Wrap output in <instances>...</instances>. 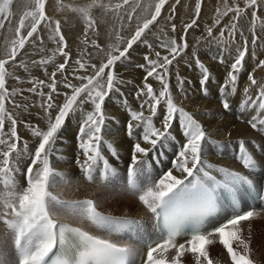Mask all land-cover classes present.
I'll list each match as a JSON object with an SVG mask.
<instances>
[{
	"label": "snow or ice",
	"instance_id": "snow-or-ice-1",
	"mask_svg": "<svg viewBox=\"0 0 264 264\" xmlns=\"http://www.w3.org/2000/svg\"><path fill=\"white\" fill-rule=\"evenodd\" d=\"M55 2L58 12L69 13L83 23L81 43L85 47L77 58L73 60L68 50L61 19L47 13L46 0H26L31 10L19 18L14 38L4 46L3 58H0V225L5 229L0 239H10L13 248L11 253L0 259V264H128L129 257L134 255L135 250L131 246L108 237L128 232L133 226H139V221L104 215L97 210L92 199L65 200L63 193L52 189L57 187L58 180L69 182L70 178L65 173L54 168L53 157L62 159L58 149L60 133L68 117L78 111L82 117L76 135L77 168L88 182H93L97 173L105 183L115 177L116 168L111 160L119 161L120 154L114 142L105 140L104 135L109 121L116 118L109 116L106 104L113 96L123 95L121 85L133 84L131 80L121 79L115 68L118 63L130 59L131 51L138 44L148 49L143 55L144 63L137 65L144 73L134 92L140 110L131 108L127 99L121 102L126 110L127 137L136 141L130 146L127 190L133 195L138 194L140 204L162 223L161 231L164 233L154 246H147L143 264H215L208 249L217 242L226 250L231 264H255L250 247V222L264 214V209L243 210L239 206V194L241 189L250 191L256 187L254 178L264 173V118H261L264 116V82L253 74L257 69L264 70V59H259L256 52L261 40L257 28L264 32V18L258 15L260 0H243V6L238 0H221L211 24L203 26L192 46L189 45L188 34L190 30L201 27L203 0H195L194 14L183 23L178 37L161 28L163 35H157L156 42H149L145 37L151 27L159 23L162 10L170 0H155L154 10H151L153 5H146L142 9V23L137 12L141 8L140 0H117L115 3L91 0L85 4H77L74 0ZM11 3L12 0L0 3V29L9 19ZM180 3L181 0H175L170 5L166 18L172 34L178 31L174 20ZM97 11L102 17L111 16L120 22L118 26L113 25L115 42L106 49L95 38L99 27ZM246 16L250 22V36L240 27V20ZM125 18L129 24L134 18L137 20L134 33L127 39L122 35L127 26ZM225 19L227 23H224ZM45 32L47 40L56 45L55 49H48L51 55L22 59L27 54L26 45L32 47V57L45 53L46 41L42 35ZM201 44L215 45L218 55L212 58L228 66L218 88L219 103L225 112L232 110L248 57L257 61L253 70L247 72L246 86L238 102L242 112L260 113L250 115L246 121L257 133L256 137L237 142L235 160L242 165L239 171L216 166L204 158L210 143L209 134L193 114L176 103L173 95L172 69L185 56L189 57L186 65L192 67L194 64V70L200 73L198 83L202 94L208 95L211 72L200 59ZM232 45L237 46L233 49ZM259 46L264 47V44ZM190 47L193 50L189 54ZM101 53L105 59L99 64L94 63L95 56ZM57 56L62 62H56ZM30 65L43 69L45 78L29 75L24 79L19 72L30 74ZM49 65L53 66L51 72L48 71ZM176 75L177 86L183 91L186 81L179 73ZM150 80L158 82V88H154ZM73 81H79V84ZM24 84L30 86L24 88ZM25 92L38 96L39 102L28 104ZM60 96H63L62 103L57 102ZM17 97H22L23 101H18ZM87 105L91 110L85 112ZM33 108H38L37 115L46 122V128L23 120V114H30ZM157 119L161 127L154 123ZM116 122L119 123L118 120ZM21 124L31 133V145L19 135ZM173 129L179 133V138ZM141 141L150 147L142 146ZM173 143L180 146L174 152L171 168L154 182V187L142 190L138 177H150L148 168L159 159L163 149ZM22 161H28L26 171L20 167ZM173 172L179 173V177ZM213 172L222 179H217ZM20 178H23V184ZM220 189L233 197L232 212L218 226L205 228L203 217L216 207ZM60 212L72 220L86 221L107 236L61 222L58 219ZM187 218H194L196 226L185 234L180 226ZM184 235L187 238L178 243V237ZM0 252L6 253L7 249L0 245Z\"/></svg>",
	"mask_w": 264,
	"mask_h": 264
},
{
	"label": "bare ground",
	"instance_id": "bare-ground-1",
	"mask_svg": "<svg viewBox=\"0 0 264 264\" xmlns=\"http://www.w3.org/2000/svg\"><path fill=\"white\" fill-rule=\"evenodd\" d=\"M54 2H55V0H48L47 1V4H46L48 6L46 8L47 13L52 14V15H58L60 17L62 16V17L69 19L70 20L69 26L67 27V25H65L67 28L64 26L63 29H64V31L66 30L65 32H68L70 35L74 36V35L82 33L83 32V23L79 19L73 18L71 16V14H69V13H60L57 10L53 9L52 4ZM151 2L152 3H149V4L153 5V8L151 10H154V3L155 2L154 1H151ZM194 2H195V0H181V3L179 5H177V13H176V18H175V20L177 22L181 21L182 22L181 24H183L184 22H187L190 20L191 16L194 14ZM260 2H261V7L263 8L264 7V0H260ZM173 3H175V0H170V4L166 5L165 9L162 10V16H164V14H166L168 12L169 9L167 10V7H169ZM220 3H221V0H203V2H202V14H201L200 18L205 20V21H201V20L199 21L200 26H201L199 30H197V29H196V31L190 30V32L188 34V42H189L190 46L195 45V38L200 35L201 31H203L202 27L206 23L209 25L211 24L212 19H213L214 14H215V10H216L217 6L220 5ZM239 3L241 4V6H243V0L240 1ZM144 5L142 3L141 8L137 10L138 14L141 15V20H140L141 23H142V20L144 18V14L142 12V9L145 7ZM263 10H264V8H263ZM96 14H97V20H98L99 27H98V35H96L95 38H97L98 43L101 45V47L106 49L109 44L113 43V39L110 37L109 33L106 31V27H108L107 25H108V22L110 21V19H108V18L110 16L108 18L102 17L98 11ZM70 16H71V18H70ZM260 16L262 18H264V12L261 13ZM148 18H150V13L148 15ZM134 21H136V23H137V20L135 18L133 19V22ZM66 23L68 24V22H66ZM161 23H162V20H160V18H159V23L154 25L155 27L152 26L154 28L151 27L154 31L151 29L147 33L148 36H150L151 38H156L157 35H163V33L157 32L160 28ZM130 24H131V26L127 25L125 27V30L123 31L124 37L126 39L130 38L131 34H133V32L135 31V27L137 25V24L132 25V22ZM164 30H167V28L164 27ZM181 30H182V28L178 29L177 33H175L176 34L175 36H177V35L179 36L181 34ZM170 31L171 30H169V31L167 30V32H169L170 35H173ZM193 31H194V33H193ZM257 32L261 35L260 43H258V47H259L260 44H264V32H261V30L259 28H257ZM7 38H8V35L4 39V40H6V41H4L5 43L0 44V54H3L4 46L7 43H9ZM45 38H47V33H46ZM204 45H206V44H201L199 46V52L202 51V50H200V47H202ZM213 46H214V48H216L215 45H213ZM236 46L237 45H234V46H232V48L234 49ZM135 47H137V46H135ZM46 49H48V48L46 47ZM78 49H79L78 51H80L81 47ZM249 49H250V43H249ZM192 50H193L192 47H190L188 49L189 54L192 52ZM262 50L264 53V47H262V46H261V49H258V48L256 49L257 56L259 59H261L264 56V54H260V52H262ZM215 53H217L216 49H215L213 55H215ZM26 56H28V55H26ZM46 56H47V54H46ZM188 58H189L188 56H185L183 59H180L178 66L173 67V69H172V74L179 73V76H181L182 79L185 80V78H186L192 82V85H190V81L185 80L186 82L183 85V91H181V89L178 87V93H177L175 91V88L177 85V82H176L177 77L172 75L171 86H172V91H173V95H174V98L176 100V103L179 106L184 107L185 110L188 111L189 113L193 114L195 119H197L198 122L202 123V125L205 127L206 132L209 134L210 143L208 145L207 154L204 158L206 160H208L210 163H213L214 165H220V166H225L226 164L227 165H234L235 161H234L233 157H231L228 154V151L224 152L222 154H220L219 151L222 148L228 149V147H236L237 142L240 139H244L246 141H249V140L253 139L254 137H256L257 133L255 131H253L250 128V126L246 123L249 116L255 115L256 112L252 111V113L249 115L248 112H242L240 107L237 106V108L231 112L233 113L234 117L242 123V124H240V123L236 122L234 117H230V116L226 115L224 113L225 111L222 110L218 106L217 103H215L213 101L205 102V101L200 100L198 92H197V78L199 75L197 73H195V71H192L193 66L189 69L188 66L186 65L185 61L188 60ZM27 59H28V57H27ZM103 59H105V57H104V54L101 53V54L95 56L93 62L99 64ZM251 63L256 64L257 61L252 60L251 56H249L248 60H247V64H246L247 69H249L250 66H252ZM126 64H127V62H126ZM30 68H31L30 74L24 73L22 70H20L19 74L24 79H28L29 75L34 76L38 79L45 78L44 72L41 75H38L36 73V71H38V73H40L39 69H41V68L33 67V66H30ZM215 68L219 69V68H221V66L218 65L216 62H212V58L210 56V58H209V69L214 70ZM137 69H138V67L136 69L124 67V69H122V73L120 72V74L118 76L125 81H128V80L133 81V84L121 85V89L127 88L130 91L129 92L130 94L128 93L129 94L128 96H129V100L131 102L132 107H133L134 101H135V110H140L139 109V103L135 99L134 92H135V87L140 84L144 73L142 70L140 71L139 69L138 70ZM131 70H132V72H130ZM258 72L260 73V69H257L253 74L257 80L262 81V77L256 75V74H258ZM128 78H130V79H128ZM241 79H243V77H240V80ZM73 82L79 84V81H73ZM149 82L153 84L154 88H158V82L151 81V80ZM11 83H13V86H15L14 82H11ZM29 86L30 85H28V84H24L22 87L27 88ZM45 90H47V89H45ZM62 91H67V90L62 89ZM252 92H253V96H255V90L254 89L252 90ZM210 94H213V93L211 92ZM242 94H243V91H238V93H237L240 100H241ZM24 95H25V97H27L26 102L28 104H32L34 101L36 103H38L40 100V98L38 96H32L31 94H28L26 92ZM236 98H238V97L236 96ZM17 100L23 101V98L17 97ZM57 102L62 103L63 102V96L57 97ZM110 104H109V101H107V104H106V110L107 111H108L107 108L110 107L109 106ZM89 107H90V105H87V106H85V109L88 110ZM109 109L111 110L112 108H109ZM38 111H39L38 108H33V109H31L30 114L25 112L23 114V120L24 121L30 120L33 123H39L42 127L46 128V122L43 121L41 119V117L37 115ZM110 112H111L112 116L115 115L113 117H115L116 119L114 121H112V120L109 121L107 129L105 130L104 138H105V140H107L109 142H114V146L117 148V151L120 154L119 161H116L114 159L111 160V163L115 166L116 170H118L120 168L122 169V174L120 175L118 173V177H116L117 180H119L122 177V175L124 174V170H125L124 165L125 164L128 165L130 162V146L133 143H135V139H129L127 137V134H126V116H124V114L121 113V110L118 111L117 108H114V110L110 111ZM145 115H148L147 111H145ZM71 117H70V120L72 119V123L70 125L67 123L68 125L66 124L65 127L62 129V131L60 133L61 139L58 142L59 155L62 157V159L57 160L55 157H53L54 168L56 170L62 172V173H65L70 179H69L68 183H64L63 181L58 180L57 187L53 188L52 191L57 192V193H63L62 198L65 200H80V199L90 198L97 204V210L99 212H102V213H111V214H116V215L118 214V215L131 216V217H140L142 214H145V210L143 209L142 205L140 204V202L138 200V194L133 195V194L125 191L124 185L123 186H116V185L113 186L109 183H105L103 186H104V189H106V191L105 190H99L98 188H96L97 187L96 185L100 184V178L99 177H97L96 180H94V184L92 186L86 184L84 177L82 176V174L80 173L79 169L77 168V166L75 164V157L77 155V140H76L77 134H75V132H76V127L78 125V121L76 122L77 124H75L73 117L72 118ZM81 117H82V114L79 111L74 114V119L81 120ZM218 118H220L221 121ZM117 120L119 121V123L116 122ZM154 123L156 124L157 127H161L159 119L155 120ZM173 131L175 132V129H173ZM175 134H177V133H175ZM19 135L24 140H27L30 145L33 143L31 133L23 126V124H21L19 126ZM177 136H179V135H177ZM211 141H215V143H211ZM141 143H142V146H144V147L148 146V145L143 144L142 141H141ZM179 146H180L179 143H176V144H173L172 146L166 147L164 149L163 153L160 155V158L164 159L166 156H170L171 160H172L174 158V152L176 150H178ZM171 147H175V149L172 151ZM104 155L106 157L108 156V153L106 150L104 151ZM81 159H83V157H81ZM27 162L28 161H22L20 164V167L25 171H26L25 165ZM170 168H171V165L169 164L166 167V169L160 170L159 176H162L163 173L168 171ZM173 174L177 175L178 177L180 175L179 173H176V172H173ZM97 175H99V174H97ZM20 183L21 184L24 183L23 178H20ZM150 187H154V184H152ZM146 190H147V187L144 189V191H146ZM97 193L99 195H97ZM121 195H123V197H121ZM110 201H112V202H110ZM119 208L122 209L119 211L131 209L130 211L132 213L122 214L123 212L109 211V210L117 211ZM58 219H60L61 221H64V222L72 223L74 225L85 227L89 230L91 229V225L88 224L86 221L72 220V219L66 217L63 212L58 213ZM250 224H251V235H250L251 244H250V247L252 249V258L257 264H264V214H262L261 216L257 217L253 221H251ZM4 232H5L4 226L0 225V238H2L4 236ZM245 234L247 235V233H245ZM9 242H11L10 239H9ZM0 245H3V247L5 249H7L6 253L0 252V259H3L4 255L10 253V249H9L6 241L3 239H0ZM208 250H209V254L213 255L211 257L213 260H216V257H214V256H216L218 254V255H220V259L222 260V263L231 264L230 260L227 259L226 250H223L222 246L219 245L218 242L212 246H209ZM190 264H191V262H190ZM215 264H220V263L215 262Z\"/></svg>",
	"mask_w": 264,
	"mask_h": 264
},
{
	"label": "rangeland",
	"instance_id": "rangeland-1",
	"mask_svg": "<svg viewBox=\"0 0 264 264\" xmlns=\"http://www.w3.org/2000/svg\"><path fill=\"white\" fill-rule=\"evenodd\" d=\"M48 1V0H47ZM47 1H46V4H47ZM151 1H154L155 2V0H140V3L142 4L143 3V5L144 6H146V4L148 3H152ZM240 1H242V0H238V2H240ZM65 2H68V0H65ZM74 2L75 3H77V4H85V3H89V2H91V0H74ZM105 2H108V0H105ZM111 2H113V3H115V2H117V0H111ZM0 3H2V0H0ZM147 4V5H148ZM152 5V4H151ZM48 6L46 5V8H47ZM52 7H53V9H55V10H57V8H56V2H54L53 4H52ZM264 8V7H263ZM263 8L262 7H260V9H259V11H258V15H260L261 13H263L264 12V10H263ZM169 9V10H168ZM28 10H31V6L30 5H27V3H26V0H12V3L10 4V6H9V19L8 20H6L5 21V25H4V28L3 29H0V44H4L5 42L4 41H6V40H4L5 38H6V36L8 35V38H7V40H8V42H10L11 41V39H13L14 38V28H15V26L18 24V22H19V18L24 14V12L25 11H28ZM167 10H168V14L166 13V14H164V16H162L161 18H160V20H162V23L160 24V28H159V30L157 31V32H161L160 31V29L163 27V29H164V27H166L167 28V30L169 31L170 30V27L169 26H167V24H166V17L169 15V12H170V6L169 7H167ZM61 13V12H60ZM97 13V12H96ZM49 15H51V16H54V17H56V18H60L61 19V21H62V26H63V28H64V26L65 25H67V27L69 26V22H70V20L69 19H67V18H65V17H60V16H58V15H52V14H49ZM99 15V14H98ZM167 15V16H166ZM96 16H97V14H96ZM100 16V15H99ZM98 16V17H99ZM109 17V16H108ZM108 17H106V18H108ZM70 18H71V16H70ZM108 19H110V21L108 22V27H106V31L109 33V35H110V37L113 39V43L115 42V39H114V35L112 34L113 33V25L115 24V25H117V24H119L120 22L119 21H116L115 22V20L110 16ZM200 20L201 21H205V20H203V19H201L200 18ZM66 22H68V24L66 23ZM174 22L177 24V26H178V29H180V28H182V25L183 24H181L182 22L181 21H179V22H177L176 20H174ZM77 23V22H76ZM124 23H125V25H128V26H131V24H129L128 23V21L126 20V18H125V20H124ZM224 23H227V19H225V21H224ZM137 23H136V21H132V25H136ZM118 26V25H117ZM66 27V26H65ZM66 27V28H67ZM112 27V28H111ZM155 27V26H154ZM154 27H152V28H154ZM240 27L245 31V34L246 35H249L250 36V33L248 32V29H249V27H250V22H249V19H248V17L246 16V17H244V18H242L241 20H240ZM136 28V27H135ZM151 28V29H152ZM203 28V27H202ZM125 30V29H124ZM153 30V29H152ZM167 30H165V31H167ZM192 30H195L196 31V29H192ZM66 31V30H65ZM64 31V35H65V37H66V40H67V43H68V50L70 51V53H71V56H72V59L73 60H75L76 58H77V56L80 54V51L85 47V45L83 44V43H81V41H82V39H83V32L82 33H80V34H77V35H74V36H72V35H70L68 32H65ZM154 31V30H153ZM171 32V31H170ZM134 33V32H133ZM193 33H194V31H193ZM43 36H44V39H45V41H47L46 42V44H45V48L47 47L48 49H55V47H56V45L55 44H53L51 41H48L47 40V38H45V36H46V33H43L42 34ZM91 35V34H90ZM122 35H124L123 33H122ZM173 35H176V34H173ZM5 37V38H4ZM177 37H178V35H177ZM149 42H156V38H151L150 36H148V34L146 35V37H145ZM3 39V40H2ZM2 40V41H1ZM3 42V43H2ZM249 43H250V40H249ZM258 43H260V41L258 42ZM135 46H137V47H135ZM134 46V49L132 50V52H131V56H130V59L129 60H127V61H125L123 64L122 63H118L117 65H116V68H115V70H116V73L119 75L120 74V72L122 73V69H124V67L125 68H133V69H136L137 67V65L138 64H140V63H144V61H143V55L146 53V52H148V49L143 45V44H138V45H135ZM232 46H234V45H232ZM81 47V49H80V51H78L79 49L78 48H80ZM139 47V48H138ZM77 48V49H76ZM250 48H251V43H250ZM258 49H261V46H259V47H257ZM48 49H46V51H45V53H39V55L37 56H35L34 58L35 59H39L41 56H45V57H47V56H49V55H51V52L50 51H48ZM26 50H27V54L26 55H28V56H22L21 58L22 59H27V57H28V59H30V58H33V57H31V53H32V47L30 46V45H26ZM157 50H159V49H157ZM200 50H202L201 52H199V55H200V58L207 64V67H209V58H210V56L211 55H213L214 54V51H215V48H214V46H211V47H209L208 45L206 46V45H204V46H202V47H200ZM93 51H95L94 49H93ZM46 54H47V56H46ZM133 54V55H132ZM139 54V55H138ZM260 54H264L263 53V50H262V52H260ZM0 58H3V54H0ZM132 58V59H131ZM153 58H155L154 57V55H153ZM264 58V56L261 58V59H263ZM139 60V61H138ZM94 61V60H93ZM56 62H62L61 61V58L59 57V56H57L56 57ZM126 62H127V64H126ZM138 62V63H137ZM212 62H216L214 59H212ZM134 63V64H133ZM136 63V64H135ZM218 64V63H217ZM219 65V64H218ZM251 65L252 66H250V68L249 69H247L246 68V71H248V70H253V68H254V66H255V64L254 63H251ZM31 66V65H30ZM124 66V67H123ZM133 66V67H132ZM49 68H48V70H49V72H51L52 70H53V66H51V65H49L48 66ZM121 67V68H120ZM135 67V68H134ZM51 68V69H50ZM121 69V70H120ZM139 69V68H138ZM137 69V70H138ZM186 69V68H185ZM41 70V71H40ZM43 69H39V72L40 73H38V71H36V73L38 74V75H41V74H43V72L44 71H42ZM140 71H141V69H139ZM187 70V69H186ZM211 70V69H210ZM192 71H195L194 69H192ZM130 72H132V70L130 71ZM211 72H212V74H214V76L215 77H218L217 78V81H216V84L215 83H212V82H210L209 84H208V96H204L203 94H201L200 93V89H199V85H198V83H197V92H198V95H199V99L200 100H202V101H205V102H207V101H213V102H215V103H217L218 104V106L222 109V106L220 105V103H219V96H218V88H219V85L221 84V83H223V79L220 77L221 75H223V71H222V69L221 68H219V69H217V68H215L214 70H211ZM246 74V72H244V73H242V75H241V77H243V79H244V75ZM173 76H176L177 77V75H176V73H174V74H172ZM256 75H258V76H261L262 77V82H264V70H262V69H260V73L258 72V74H256ZM181 77V76H180ZM220 77V78H219ZM247 77V76H246ZM131 78V77H130ZM130 78H128V79H130ZM127 80V79H126ZM212 81V80H211ZM176 82H177V80H176ZM246 86V79H245V81L244 82H242V83H240V81H239V85H238V89H239V91H243V88ZM124 89V90H123ZM123 90V91H122ZM45 91H47V90H45ZM121 91H122V93H123V95L122 96H119V95H117L116 97L114 96V97H112L110 100H108L109 101V108H112L111 110L109 109V108H107L108 109V111H107V113L108 114H110V115H112L111 114V112L110 111H113L114 110V108H117V110L118 111H120L121 110V113H123L124 114V116H126V112H125V109L122 107V101L124 100V99H127V101H128V103H129V106L131 107V108H134V110H135V101H134V105H133V107H132V105H131V102H130V100H129V90L127 89V88H122L121 89ZM175 91L178 93V86L176 85V88H175ZM215 93L214 95L213 94H210V93ZM129 93V94H128ZM119 96V97H118ZM238 98H235V99H238V101L240 100V98H239V96L238 95H236ZM128 97V98H127ZM89 110H91V106L89 107V109L87 110V109H84V111H89ZM223 110V109H222ZM224 112V111H223ZM200 113V112H199ZM226 115H228V116H230V117H234V115H233V113L232 112H224ZM73 115V116H72ZM72 115H70L69 116V118L67 119V121H66V124L68 123L69 125L72 123V119L70 120V117L72 116L73 117V120L75 121V124H77L76 122L78 121V125H79V123H80V121L81 120H78V119H74V114H72ZM109 115V116H110ZM76 116V115H75ZM113 116H115V115H113ZM71 117V118H72ZM235 118V117H234ZM218 119H220V118H218ZM70 120V121H69ZM235 120H236V122H238V123H240V124H242L240 121H238L236 118H235ZM113 121V120H112ZM220 121H221V119H220ZM201 123V122H200ZM67 124V125H68ZM202 124V123H201ZM77 128V127H76ZM175 133V132H174ZM77 134V133H76ZM176 135H179V133H177ZM177 138H179V136H177ZM136 142V141H135ZM173 144H176V143H173ZM147 147H150V145H148ZM163 151H164V149H163ZM163 151H162V153H163ZM161 153V154H162ZM153 154L152 153H150V156H152ZM101 167H102V165H101ZM127 168V165L125 164L124 165V169H126ZM117 171V170H116ZM97 177H99V175H97L96 176V178ZM116 177H118V172H116ZM96 178L94 179V180H96ZM85 182H86V184L87 185H90V186H92L93 184H94V181L93 182H88V181H86L85 180ZM105 184V182L103 183L101 180H100V184L99 185H96L97 187L96 188H98L99 190H105L106 191V189H104V185ZM97 195H99L98 193H97ZM99 197V196H98ZM121 197H123V195H121ZM88 199H90V198H88ZM80 200H83V199H80ZM110 202H112V201H110ZM104 207V206H103ZM109 210V209H108ZM119 210H122L121 208H119L117 211H113V210H109V211H112V212H123L122 214H126V213H132L130 210L131 209H127V210H124V211H119ZM108 214H111V213H108ZM116 215V214H115ZM118 215V214H117ZM213 255L212 254H210V257H212ZM214 257H216V260H214L215 262H218V263H222V260L220 259V255H216V256H214Z\"/></svg>",
	"mask_w": 264,
	"mask_h": 264
}]
</instances>
